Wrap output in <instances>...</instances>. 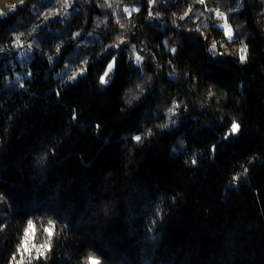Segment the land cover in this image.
<instances>
[{
	"label": "trees",
	"instance_id": "16d2710c",
	"mask_svg": "<svg viewBox=\"0 0 264 264\" xmlns=\"http://www.w3.org/2000/svg\"><path fill=\"white\" fill-rule=\"evenodd\" d=\"M212 7L0 17V264H264V0Z\"/></svg>",
	"mask_w": 264,
	"mask_h": 264
},
{
	"label": "snow or ice",
	"instance_id": "6c2138e0",
	"mask_svg": "<svg viewBox=\"0 0 264 264\" xmlns=\"http://www.w3.org/2000/svg\"><path fill=\"white\" fill-rule=\"evenodd\" d=\"M21 2H23V0H21ZM150 2L151 3H155V0H150ZM199 2L200 3H203L204 0H199ZM125 11L128 12L129 10L128 9H125ZM132 11H139V9H132ZM189 11H191V10H189ZM129 14H131V13L129 12ZM149 14L151 15V13H149ZM184 15L187 16L188 13L185 12ZM217 15L223 16V14L222 13H219V12H217ZM183 18L184 17L182 16L181 19H183ZM224 27L226 28V34H227V36L229 38H231L232 37V29L229 26H227V25H224ZM212 47L214 49L215 48V45H213ZM57 51H59V49H57ZM172 51L175 52V49H172ZM241 51L243 53H245L244 55H241L240 56V60H241V62H243L247 58L246 57V51H247L246 47L245 48H242ZM142 59L143 58L141 56H139V55L136 56V62L137 63H139ZM114 65H115V59H113V62L112 63H109L108 64V66H107L108 71H106L104 73V75L99 78L101 84H106L108 82L106 80V77L108 76L109 72L113 69ZM85 70L86 69H82L81 70V74ZM75 78H76V76L73 75V76H70L69 77V80H74ZM169 111H172V109H169ZM72 118L75 119L76 118L75 115H73ZM239 129H240V125L237 124L236 122H233L232 125H231L230 133L231 134H235V133H237L239 131ZM133 139L136 140L137 142H139L142 139V137L141 136H135V137H133ZM193 163H195V161H193ZM27 227H28V230H31V231L34 232L35 229H34V226H33L32 221H28V226ZM47 231H48L49 236L53 235V231H52L51 228L47 229ZM27 239H28V236H27V231H26V233H25V240L27 241ZM24 249H25V251L30 252V250L27 248L26 244L24 245ZM43 249L50 250V246L48 244H46V245L42 246V249H37V251L40 253L41 256H43L45 254V252H44ZM90 264H100V262L97 259L90 257Z\"/></svg>",
	"mask_w": 264,
	"mask_h": 264
},
{
	"label": "rangeland",
	"instance_id": "374dc122",
	"mask_svg": "<svg viewBox=\"0 0 264 264\" xmlns=\"http://www.w3.org/2000/svg\"><path fill=\"white\" fill-rule=\"evenodd\" d=\"M24 1L25 0H23V2ZM23 2H21V0H0V17L4 16L8 12H11L16 5H19ZM204 4H205L207 9L211 10L213 8L212 7V0H204ZM214 25L218 26L220 28H223L225 33H226V28L224 27V25H227L232 29V27L230 26V24L227 21V17L225 15L219 16V15H217V12H216L215 20H214ZM226 36H227V34H226ZM232 38H233V30H232V37L229 39H232ZM23 54H25V52ZM23 54H21L20 57H22Z\"/></svg>",
	"mask_w": 264,
	"mask_h": 264
}]
</instances>
